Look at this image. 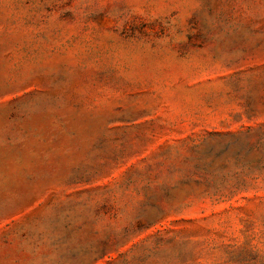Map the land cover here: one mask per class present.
Segmentation results:
<instances>
[{
    "label": "rangeland",
    "instance_id": "1",
    "mask_svg": "<svg viewBox=\"0 0 264 264\" xmlns=\"http://www.w3.org/2000/svg\"><path fill=\"white\" fill-rule=\"evenodd\" d=\"M0 264H264V0H0Z\"/></svg>",
    "mask_w": 264,
    "mask_h": 264
}]
</instances>
